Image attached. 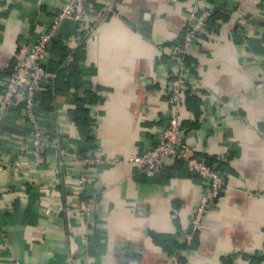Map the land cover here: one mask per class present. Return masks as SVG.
I'll use <instances>...</instances> for the list:
<instances>
[{"label": "crops", "instance_id": "0c3cea01", "mask_svg": "<svg viewBox=\"0 0 264 264\" xmlns=\"http://www.w3.org/2000/svg\"><path fill=\"white\" fill-rule=\"evenodd\" d=\"M68 1L0 0V99L20 45L37 42ZM86 5L48 49L35 108L42 160L19 105L0 129V264H171L174 253L184 264H264V0ZM204 9L214 38L185 60L182 136L224 185L187 246L203 180L178 158L149 174L127 161L161 140L165 49Z\"/></svg>", "mask_w": 264, "mask_h": 264}, {"label": "built area", "instance_id": "2783aa9c", "mask_svg": "<svg viewBox=\"0 0 264 264\" xmlns=\"http://www.w3.org/2000/svg\"><path fill=\"white\" fill-rule=\"evenodd\" d=\"M87 0H69L66 7L55 15L53 24L37 42L23 43L20 45L13 62V69L8 76L0 99V129L4 118L13 106L19 105L24 117L32 126L34 155L37 162L42 160L43 147L46 133L39 126L36 106L38 93L49 78L46 70V59L49 47L53 44L57 34L66 20L82 22L87 14ZM212 12L209 9L196 11L189 23L184 39L165 49L170 64L172 65L163 73V80L167 84V124L163 129L161 140L145 153L130 158L128 164L137 166L149 174L164 168L166 160L178 158L186 161L189 168L194 171L204 182V192L194 209L190 228L184 233V242L192 246L197 233L204 228V221L210 207L221 194L224 181L220 171L206 159L191 153L188 144L183 139L181 126V113L184 106V92L190 82V76L185 68L186 57L194 51L200 43L202 36L212 41L214 35L209 29V20ZM264 87V82L258 85ZM84 165H92L95 161L82 159ZM16 163V167H20ZM3 167L0 166V170ZM87 181L86 175L81 177V184ZM83 214L89 215L90 206L80 204ZM171 264H184L181 254L171 256Z\"/></svg>", "mask_w": 264, "mask_h": 264}, {"label": "trees", "instance_id": "16d2710c", "mask_svg": "<svg viewBox=\"0 0 264 264\" xmlns=\"http://www.w3.org/2000/svg\"><path fill=\"white\" fill-rule=\"evenodd\" d=\"M210 19H211V18H210ZM54 43H55V41L53 42V44H54ZM53 44H52V45H53ZM52 45H51V46H52ZM187 64H188V56H187V58H186V68H187ZM182 259H183V258H182Z\"/></svg>", "mask_w": 264, "mask_h": 264}]
</instances>
